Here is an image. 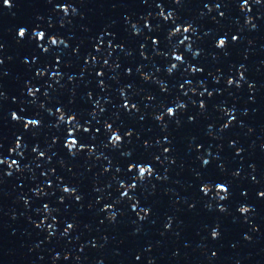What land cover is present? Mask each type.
Listing matches in <instances>:
<instances>
[{
	"label": "water",
	"instance_id": "1",
	"mask_svg": "<svg viewBox=\"0 0 264 264\" xmlns=\"http://www.w3.org/2000/svg\"><path fill=\"white\" fill-rule=\"evenodd\" d=\"M0 161V264H264V0H0Z\"/></svg>",
	"mask_w": 264,
	"mask_h": 264
},
{
	"label": "clouds",
	"instance_id": "2",
	"mask_svg": "<svg viewBox=\"0 0 264 264\" xmlns=\"http://www.w3.org/2000/svg\"><path fill=\"white\" fill-rule=\"evenodd\" d=\"M4 5L7 6V7H12V2H10V0H4ZM64 11H65V13H67L69 10H68V8H65ZM168 18H169V17H165V19H168ZM190 27H191V26H190ZM24 31H26L25 28H21V29L19 30V33H18L19 37L23 38V36H21L20 33H21V32H24ZM176 33H178V32L175 30V32L173 33V35H175ZM44 36H45V33L41 31V32H40V36H39L40 40H43V39H44ZM185 39H187V37H185ZM56 41H59L60 43H64V41H62V40H58L56 37H53V38H52V44H53V45L57 44ZM222 41H223V39H220V40L218 41V46L221 47V48H223L222 43H221ZM45 51H47V49H45ZM179 58H182V56H180V55H176V56H175V59H176L177 61H181L182 59H179ZM175 67H176V65H173V66H172V68H175ZM171 70H172V69H171ZM171 70L169 69L170 72H171ZM201 107H203V105H201ZM172 111H173V109H172V108H169V109H168V114H169V115H173V114H172ZM61 115H63V114H61ZM12 118H13L14 120H18V119H19L16 113H13V114H12ZM72 118H74V116H73ZM72 118H71V119H72ZM60 119H61V118H60ZM159 119L162 120L163 117L161 116V117H159ZM61 120H62V119H61ZM38 124H39V123H38ZM35 125H36V124H35ZM109 127H111V126H109ZM117 135H118V134H114L112 137H115V136H117ZM112 143H113V140H112ZM113 144H116V143H113ZM19 146H20V145H19V143H18V144H17V147H19ZM2 162H3V161H0V163H2ZM205 162H206L205 164L208 163V161H205ZM13 163H16V162L13 161ZM145 178H146V176H141V175H139V177H138V179H141V180H143V179H145ZM217 187H218V192H220L221 185H218ZM64 191H65L66 193H70V192H72L73 190H72V189H69V188H65ZM203 191H204L205 193H208L209 191H211V186H210V185H206V186L204 187ZM227 195H228V191H227V187H225L224 195L220 196V199H221V200L226 199V198H227ZM260 195H261V196H264V193H260ZM78 199H79V197H78ZM222 210H223V209H222ZM240 211H241L242 213H248V212L250 211V209H249L248 207H241V208H240ZM110 219L115 220V216L110 217ZM142 219H143V217H142ZM69 227L71 228L72 225H69ZM213 232H215V235L212 234L213 237H218V236H219V232H218V231H213Z\"/></svg>",
	"mask_w": 264,
	"mask_h": 264
},
{
	"label": "snow or ice",
	"instance_id": "3",
	"mask_svg": "<svg viewBox=\"0 0 264 264\" xmlns=\"http://www.w3.org/2000/svg\"><path fill=\"white\" fill-rule=\"evenodd\" d=\"M10 2H12V0H10ZM169 15H171V14H169ZM176 31L177 32H180L181 31V29L180 28H177L176 29ZM183 31L185 32V33H187V32H189V31H191V27L190 26H188V27H184L183 28ZM20 35L21 36H23V37H25L26 35H27V31H24V32H21L20 33ZM36 35L39 37L40 36V32H38V33H36ZM44 38H45V36H44ZM51 43H52V41H51ZM56 43H60L59 41H56ZM222 43V46L224 47V46H226V40L225 39H223V41L221 42ZM179 59H182V58H179ZM171 70V69H170ZM193 71H196V69H193ZM229 83H232V81H229ZM34 94V93H33ZM134 107V106H133ZM175 109H173V111H172V114L174 115L175 114ZM19 118V117H18ZM62 120L64 119V116L63 115H61V117H60ZM75 117L74 118H72L70 121H69V123H72L73 121H75ZM39 123V121H36V120H29V121H27V124L28 125H35V124H38ZM110 126V125H109ZM77 127H79L78 125H77ZM129 135H131V133H129ZM112 140H113V143H119L121 140H122V137L118 134L117 136H115V137H112ZM77 145H78V141L76 140V139H71L69 142H68V148L71 150V149H75L76 147H77ZM204 163H206V162H204ZM133 168H135L136 167V165H133L132 166ZM139 175H141V176H147V175H151L152 174V169L151 168H149V167H145V166H141V167H139ZM132 187H135V185H133ZM227 191H228V189H227ZM220 192H222V193H224L225 192V185H223V184H221V188H220ZM125 195H127V193H125ZM70 228V227H69ZM213 235H215V232H213L212 233Z\"/></svg>",
	"mask_w": 264,
	"mask_h": 264
}]
</instances>
